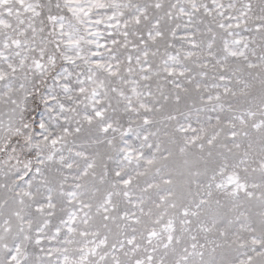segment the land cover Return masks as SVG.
I'll use <instances>...</instances> for the list:
<instances>
[{"label":"snow or ice","instance_id":"1","mask_svg":"<svg viewBox=\"0 0 264 264\" xmlns=\"http://www.w3.org/2000/svg\"><path fill=\"white\" fill-rule=\"evenodd\" d=\"M0 264H264V0H0Z\"/></svg>","mask_w":264,"mask_h":264}]
</instances>
